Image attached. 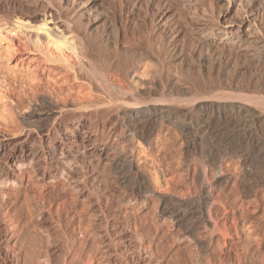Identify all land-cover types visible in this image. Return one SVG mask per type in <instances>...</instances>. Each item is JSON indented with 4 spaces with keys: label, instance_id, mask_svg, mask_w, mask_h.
Segmentation results:
<instances>
[{
    "label": "rangeland",
    "instance_id": "rangeland-1",
    "mask_svg": "<svg viewBox=\"0 0 264 264\" xmlns=\"http://www.w3.org/2000/svg\"><path fill=\"white\" fill-rule=\"evenodd\" d=\"M99 1L93 14L105 23L82 18L79 38L72 42L80 41L92 71L111 62V69L123 76L125 90L131 91L122 96L124 102H110L100 110L63 112L51 137L43 136L41 142L33 131L34 147L57 149V160L43 171L26 152L18 149L12 158L7 155L27 130L26 116L46 100L71 106L108 98L98 92L91 71L88 77L76 61L54 54L48 33L21 30L9 18L12 11L31 15L32 7L0 0V165L9 173L0 175V254L7 258H0L1 264H264V122L249 125L234 115L211 111L196 121L197 128L184 132L165 122H146L137 141L124 137L123 145L117 142L132 151L133 170L124 184L105 158L109 150L99 157L97 149L89 148L94 136L81 138L87 114H94L98 146L108 134L110 145L121 131L116 118L136 102L165 100L184 108L215 95L262 106L264 64L254 65L226 47L218 49L220 36L206 47L194 15L181 0ZM206 1L208 10L199 5L204 19L221 23L239 15L236 6L230 9L235 13H226L223 1ZM258 7L264 21V0ZM27 20L39 23L41 16ZM48 27L51 35H60V28ZM85 32L87 40L81 37ZM11 38L17 45H11ZM74 125L79 126L76 136H69L67 128ZM63 133L71 138L66 145L61 144ZM130 188H135L134 195ZM168 198L202 209L214 200L212 220L227 232L211 233V223L198 215L191 220L200 229V239H194L193 233L159 213L161 200ZM120 236L122 241L112 242Z\"/></svg>",
    "mask_w": 264,
    "mask_h": 264
},
{
    "label": "bare ground",
    "instance_id": "bare-ground-1",
    "mask_svg": "<svg viewBox=\"0 0 264 264\" xmlns=\"http://www.w3.org/2000/svg\"><path fill=\"white\" fill-rule=\"evenodd\" d=\"M39 1L40 0H13L14 4H16L18 6H23V7H27V8L32 7L33 9L31 10V12H32L31 15H29V13L25 14L24 12L22 13V15H19L15 11H12L10 13L9 18L11 20H13L14 24L17 25V27L20 28L21 30L22 29L23 30L24 29L25 30L26 29H32L35 31L42 30L45 34L48 33L46 39H48V42L50 44H52V46H54V50H55L54 54L60 53L61 55L76 61L74 63H76L79 66L78 69L81 72L83 71L84 73H86V75H87L88 71L89 72L91 71L92 73L90 76L94 75L95 78L92 77V79L95 80L97 82L96 84H98V86H99L98 92L101 95H105V96L107 95L106 98H108L107 101L97 102L98 100H96V99H98V97H99L98 96L95 99L96 100L95 103H93V101H92V103H88V104L87 103L86 104H83V103L79 104L78 103V105L73 104L71 106H69L68 104H63V103L57 105L56 103L58 100L56 101L54 99H53L54 101H52V99L46 100L44 103L42 102V104H40L41 105L40 108H37L36 110L33 109L28 114V116H26V118L24 120H25V123H27V125H28L27 130L24 132L22 137L20 139H18V141L16 143H14L11 148L8 149L9 153L7 151V155L9 154L8 157L12 158L13 157L12 154L16 153V151H18V149H19V151L21 153L26 152L27 156L31 157L30 158L31 161L33 160L35 162V164L33 165L34 167L38 166V168H42L43 171H46L47 167H49L51 165L52 161H54V163H55V161L57 160L56 154H55V152H57L56 151L57 149L55 150V148H50L47 146H43V147L39 146V148L34 147L35 142L30 141L32 139L31 133L33 131L37 133V136L39 138V140H37V141L41 142L40 139L43 136H47L48 138L51 137V135H50L51 128L53 127V125H55L54 123H57L56 121L58 120V118H60V116L62 115L63 112H65L69 109L72 111H76V110L80 111V109H81L82 110L81 113L82 112L84 113V112H90L93 110L95 111V109L102 108L103 106L107 105L108 103L110 105V102L111 103L112 102H115V103L116 102H119V103L124 102L122 100H124L125 97H124V99H121V98H123L122 96H126L129 93V91H131V90H129V91L125 90L126 85L123 84V81H124V80L122 81L123 76H120V74H119L120 72L118 73L116 70L111 69V62H105L104 61V63H102L101 68L99 70L93 68V71H92L90 69V67H91L90 66L91 62L89 60L90 58L87 59L86 55L83 53L80 41H79V43L72 42V40L74 38L76 40V38L78 37V34H77L78 29L81 28V27L78 28V25H79V22L81 25L82 18L89 16V18L92 19V17H94L92 19V21L93 20H95L96 22L102 21L101 23H105V21H106L105 18L100 16L99 18L96 19L95 16H98V14H95V15L93 14V10H94L93 6L99 0H89L88 2H85V1L81 2L80 0H53V1L52 0H42L45 4L41 3V5H38ZM205 1L206 0H181V3L178 1L180 4H182L181 5L182 7H184L187 11H190L192 13V15H194L193 17H195L196 23H197L196 31H197L198 35L200 36L202 43L206 47H208V46L210 47L212 44H214L215 39L218 36H220L221 41L219 42L220 45H217V48L220 47L223 50L226 47L229 49V50L226 49L227 52L231 51V52H235V53H238L241 55H245V56L249 57L248 59L251 60L252 61L251 63H253L254 65L264 64V33H263L264 21L262 20L261 10L258 9L259 8L258 7L259 0L258 1H256V0H220V1L224 2L223 5H225L224 9H225L226 13L231 11L230 9L234 6H236V10L239 13V15L235 14V15H237L235 18L227 19L226 21H225V19L222 18L223 21H225V22L222 21L223 23L222 22L220 23L217 19L216 20H209L206 18L207 19L206 20L203 18L206 16L201 15V14H204L201 12V10H204L203 6H205V5H203V4ZM211 1H213V0H211ZM217 1H219V0H217ZM209 2H208V4H209ZM223 2H221V3H223ZM205 4H207V3H205ZM208 4H207V6H209ZM16 5H14V6H16ZM199 5H201V6L203 5L202 6L203 8ZM207 6H205V7L207 8ZM179 9L181 10L183 8H179ZM208 9L209 8H207V10ZM19 11H20V9H19ZM181 11H183V10H181ZM209 11H211V10H209ZM233 12L235 13V11H233ZM234 13H233V15H234ZM189 15H191V14H189ZM29 16H32V18H36L37 16H41V20L39 21V23L32 24L27 20L29 18ZM214 17H216V16H214ZM48 24H52L53 28H56V29L60 28V32H59L60 35L59 36L51 35L52 34L51 33V27H48ZM97 26L98 25H96V27ZM87 35H88L87 32H85V34H83L82 36L80 35V36L85 39V37H88ZM13 39L14 38L10 39L11 45L15 46L17 44L14 43ZM87 39H85V40H87ZM22 40H25V39H22ZM18 41H20V40H18ZM16 42H17V40H16ZM26 43L28 44L27 40H26ZM217 48H215V49H217ZM92 61H94V60H92ZM95 63H97V62L95 61ZM112 63H113V61H112ZM95 68H96V65H95ZM116 68H117V66H116ZM122 68H124V67H122ZM130 68H131V66H130ZM126 70H128V69H126ZM121 71H123V70H121ZM86 75L84 77H87L89 74L87 76ZM88 77H87V79H89ZM89 91H90V89H89ZM115 95L118 97H115ZM91 97H92V95H91ZM211 97H213V96H211ZM99 100H103V99H99ZM84 101L86 102L85 99H84ZM143 101H145V100H143ZM58 102H60V101H58ZM125 102H126V100H125ZM115 103H113V104H115ZM127 103H128V101H127ZM168 103H165V100H164V102L163 101L162 102H160V101L154 102L152 100V102L151 101L150 102H143L142 104L136 102V105L134 103H132V104H134V106L127 107V109H125L126 107L124 106L125 108L124 107L123 108L125 110L123 109V111H122L123 113L120 114V116L118 118H116L117 121L115 122L116 124H118L120 126L121 131H120V133L118 131H117L118 133H115L116 135L113 139L114 142H112L110 145H108L109 144L108 141L110 139V137H108V135H109L108 134L107 137L105 138L106 141L104 140L102 142L101 146H98V142H97V140H98L97 137L99 134L98 128H97V125H95L93 123L94 121H92V119L95 115L92 114V115H94V116H92L90 114H87L89 116L86 119L89 121V123L86 124L85 126H83V128L81 129L83 132L81 135V138H88L90 136H94V140L91 143V146L89 148H92V150L97 149L96 155L99 157L104 155L107 149L109 150L106 153L105 158L109 161L112 172L115 173V175L117 176L119 181L124 184L125 181H127V183L129 182V180H126L127 174L133 170V164H132L133 158L131 159V156H130L132 151L129 152L128 150H126L124 148L125 146L118 147L117 142L118 141L122 142L121 144L123 145L124 141H120V140L124 137H126V138L129 137V140H134V141L136 140L137 141V138H139L141 136V134L143 133L142 131L144 130V127L147 124L146 122H152V124H153V122H154V124H155V122H159V123L165 122V123L172 125L173 127L180 130L181 132H184V131H187L188 129L197 128V126H196L197 122L196 121L198 119H200L203 115H205L209 111L215 112L216 114L234 115L235 117H237L238 119L242 120L244 123H247L249 125L250 124L256 125L258 123L264 122V104L262 106H260L258 103L257 105H259V107L252 106V104L249 103L246 99L245 100H243V99H226L223 97H215V95H214L213 98H204L200 101L198 100L196 103L193 102V103H191L192 105H190L188 107H184V108L183 107L182 108H174V107L170 106L171 104L169 105ZM121 105H122V103H121ZM121 105H118V106H121ZM111 106H112V104H111ZM118 106L116 105V107H118ZM108 107H110V106H108ZM101 113H103V112H101ZM205 117H206V115H205ZM205 117H203V118H205ZM81 121L82 120H80V122ZM241 124H242V122H241ZM151 125H150V128H151ZM78 127L79 126H77V125H74L73 127H68L67 128V131H69L68 135L69 136H76V133H77L76 129ZM108 128H107V130H108ZM112 130H114V132H116L115 129H112ZM196 131H197V129H196ZM144 133H145V131H144ZM63 134H65V137H63V139L61 138V144L66 145V143L71 138L68 137V135H66V133H63ZM66 140H68V141L66 142ZM139 141H140V139H139ZM126 142H128V141H126ZM71 144L73 145L75 143H71ZM253 146H254V144H253ZM130 147H132V146H130ZM46 148H48V149H46ZM257 148H259V147H257ZM66 150L69 152V154L72 153L71 151H73L70 148H68V149L66 148ZM21 153H20V155L18 154L19 156H17V158H15V160L16 159L18 160V158H20ZM110 155H111V157L108 158V156H110ZM256 160H258V159H256ZM17 162H21V160H19ZM7 174H9L8 171L3 166L0 165V175H2V176L6 175L7 176ZM131 179H133V177ZM121 186H122V184H121ZM127 186H129V185H127ZM134 190H135V188H134ZM134 190L131 189V192H130L131 195H134V193H133ZM146 190H147V188H146ZM138 193H140V192H138ZM135 194H137V192ZM134 198H136V197H134ZM205 198H207V197H205ZM213 201L211 203H213ZM206 202H208V200ZM211 203H209L207 205L205 204L206 208L204 207L202 209V207H200L199 205L198 206L200 208H198L194 205L187 204L185 202V200L182 201L180 199H169L168 198L166 200H161V204L159 207V213L162 216H165L167 219H170L171 222L174 221L176 224L179 225V227L180 226L183 227V229H185L186 232L190 231L191 233H193V236H194L193 238L198 240V239H200V233H199L200 229H198L199 227L197 229H195L194 228L195 225L193 227V225H192L193 223L191 222V220L193 218H197L198 215H201L200 216V217H202L201 219H203L205 221H209L211 223V225L209 227V229L211 230V233L217 231V232H219V234L220 233L224 234L227 232V231L225 232V230H223L224 232H221L222 230L219 227L218 222L212 220V215L210 213ZM200 217H198V218H200ZM214 219L216 220L215 217H214ZM201 228H203V227H201ZM223 228H225V227H223ZM221 235L222 234H220L219 236H221ZM224 236L227 237L226 234ZM122 239H124V238L121 236L118 237V240L113 238L112 242L116 243L118 241H122ZM223 239H224V237H223ZM211 240H212V238L209 240V243H211ZM120 253H121V251H120ZM5 254H7V253H5ZM118 256H119V254H118ZM121 256L122 255H120L119 257L121 258ZM0 258H2V260L7 259L6 257L4 258V254H3V256L0 254ZM5 260H4V262H5ZM1 262H0V264H1ZM7 262H6V264H9V263L13 264L12 261L8 262V263Z\"/></svg>",
    "mask_w": 264,
    "mask_h": 264
}]
</instances>
